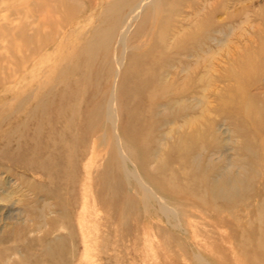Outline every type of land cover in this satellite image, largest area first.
<instances>
[{
	"label": "rangeland",
	"instance_id": "1",
	"mask_svg": "<svg viewBox=\"0 0 264 264\" xmlns=\"http://www.w3.org/2000/svg\"><path fill=\"white\" fill-rule=\"evenodd\" d=\"M152 1L0 0V264L34 262L41 258L45 243L59 238L71 252L76 246L84 264H252L256 259L250 236L263 228L256 219L260 199L255 196L248 206L230 214L221 205H207L182 194L189 190L182 183L184 161L171 151L190 131L211 125L221 143L231 144L225 149L230 159L244 156L239 150L247 141L255 146L264 139V50L259 52L264 0H162L157 8L150 5ZM161 31L159 57L174 74L165 80L189 82L190 110L180 109L176 124L160 130L166 139L156 158L142 155L150 173L164 163L159 175H154L171 180L161 194L163 199L147 193L137 179L140 169L123 155L121 168H130L138 188L133 193L116 183L114 212L96 182L106 169L110 139L103 137L102 128L83 142L81 115L87 106L105 105L108 99L127 103L130 113L136 112L135 98L127 97L136 87L131 81L138 72L135 60L155 54ZM200 48H209L212 54L197 59ZM248 54L254 64L252 73L245 65ZM182 67L188 71L182 72ZM143 81L142 76L138 82ZM237 94L242 102L225 112L219 99ZM27 95L29 101L20 110L17 102ZM46 101L71 107L75 101L77 115L54 121L55 106L44 113L37 107ZM162 104L154 109L164 112ZM246 105L259 112L260 135L242 121ZM143 107L148 116L153 106L145 102ZM174 111L164 113L168 117ZM126 118L118 116L112 136L120 149L124 146L121 124ZM191 118L192 123L184 126ZM231 120H240L239 134ZM173 125L176 130L170 131ZM210 131L205 133L207 139ZM34 144L32 154L28 148ZM67 153L73 156L68 177L40 168L41 162ZM22 156L24 160H18ZM252 192L263 189L254 187ZM123 202L130 209L122 217ZM81 238H96L97 243L77 247ZM162 241L169 244L170 254Z\"/></svg>",
	"mask_w": 264,
	"mask_h": 264
},
{
	"label": "bare ground",
	"instance_id": "2",
	"mask_svg": "<svg viewBox=\"0 0 264 264\" xmlns=\"http://www.w3.org/2000/svg\"><path fill=\"white\" fill-rule=\"evenodd\" d=\"M161 2L162 0H153L150 5H152V7L157 8L160 5H162ZM114 10L116 11V9ZM114 31L113 33H115ZM160 34L161 36L158 37L159 44L157 49L153 50L154 48H151L153 50V54L154 53L155 54L142 55L140 58H137L135 60L136 62L135 68L137 67L136 70H138V72L136 74L134 73V75L131 77V81L135 82L136 87L135 89L130 90L127 97L135 98L134 101L136 103L135 105L136 112L130 113L131 108L127 106V103L123 104L121 102L108 99L105 105H103V103L100 102L97 104H91L92 105L91 107L87 106V108L81 115L82 116L81 119H83L82 120L83 122L79 126L81 129H83L82 131L83 142L89 135L93 134L94 132L102 128L105 130L103 133V137L108 136V138L110 139L108 157L104 165V167L106 166V169L102 171V175H100V177L96 179V182H98V184L100 183L99 190L101 191V194H103L106 197L107 200L106 205L111 204L110 208L113 210L116 208V206L113 203L118 201V197L115 196L114 194L116 188L118 190L116 183L121 184V186L123 187L124 185H126L129 191L136 193L138 188L137 179L142 180L144 186L147 189V193L150 196L156 198H162V199L163 196H161V194L164 193L165 188L169 187V184L171 183L170 178L165 181L161 179L162 177L160 176L156 178L154 177L156 173H158L159 175V172H161V168L164 165L163 162L160 163V166L156 169L155 171L156 173L155 172L150 173L148 172L147 167L143 162L144 159L142 158V155H145V157L147 156V157L156 158L160 150V146L163 144V141H165L166 139V135L160 132V130L163 127L172 126L173 123L178 121L176 120L178 119L179 116L177 115V112L180 109L181 111L190 110L186 102L187 98H189L187 94V92L190 89L189 82L183 83L182 81V83H179L177 80H175V82L174 81L166 82L165 80V77H167L168 74L169 76H173L174 74L172 73L173 74L172 75L171 73L168 72L170 68L168 71L166 70V67L169 65L165 61L161 60V57H159L160 56L159 53L163 48V42L161 39L163 35V31H161ZM109 38L111 40V37ZM105 43L106 42H104V44ZM100 46L102 47V45ZM263 50H264V39L261 38L259 52L262 53ZM197 52L198 54L195 53V55L197 54L196 55L197 59L202 58L203 60L209 57L210 54H212L209 48H207V50L204 48H200L199 50H197ZM251 58L252 56L248 54L247 63H245V65L247 66L249 72L252 73L251 68L253 67L254 64ZM86 61L88 60H85V62ZM145 61H147L148 63L144 66H141L142 63H144ZM84 68H86V63ZM180 69L182 70V72L188 71L185 70V68L183 67ZM187 69L189 68L187 67ZM57 72L61 73V71H57ZM142 76L145 77L146 81L138 82L139 78ZM84 90H82V92ZM237 92L240 93L241 91L239 90ZM237 97L238 94L232 99L231 98L219 99V102L222 105L223 110L225 109V112L229 113L228 109L234 108L236 105H239L242 102L240 98L236 99ZM74 100L76 101V99ZM28 101H29V95H27V97L23 99L21 98L17 102L18 103L17 108L20 109L25 104V102ZM75 101L72 107L68 104H67L68 106H63L64 104L62 103L56 105V104H51L52 102L50 103L47 101L42 108H41L42 103H37V107H39V110L44 113V111L46 112L51 107L55 106L57 115L54 118V121L55 120L63 121L67 115H68L67 117L71 119H73L77 115L76 111L74 110V107H76ZM145 102L153 106V109L149 112L148 116L144 114L145 110L143 106ZM160 102H164V105L162 104L163 106L162 108L164 109V112H169V110H175L173 114L167 117L166 113L155 110L154 106L158 105ZM239 110H241V108ZM45 114L47 115V113ZM242 114L244 116L242 118L243 119L242 121L250 125V128H248L249 131H252V133L254 132L255 134L260 135L259 126L256 124L259 120L258 118L259 112L256 109H252V107H248L246 105L245 108L243 107ZM118 116H121V120L123 116L127 117L126 120L123 121V124H121V129H122L121 132L123 135V143H124L123 149L116 147V145L113 143L112 140V136L115 130V125ZM154 118L158 120L157 124L154 123ZM240 120L237 121L231 120V122L234 124V130L236 134L240 133V130L237 127L238 122ZM120 122L121 121H119V124ZM184 122H185L184 126L189 125L190 123H192V118L189 120H185ZM43 126L48 128L51 137L52 136L55 137L54 130L53 129L50 130L49 125L46 124ZM172 129L176 130L174 125L173 127H171L170 131H172ZM209 130H212V132L210 131L211 138L207 139L205 133ZM241 132H245L243 128H241ZM216 133L217 132L213 129V125L209 126L208 128H205L204 130L199 128L194 129L181 138L182 140L181 144L177 143L174 145V148L172 149L171 153H175L182 157L184 161V166H183L184 182L182 183H186L184 185H186L187 189L189 188L187 192H182V194L186 196H190L194 200L203 202L204 204L207 205H211V206H216L217 204L221 205L224 208H226V212L230 214H234L238 212L240 207L242 208L248 206L250 201H253L255 196L258 199H260L259 201L261 203L258 205L256 219L259 223L263 225V228L259 232H256L250 236V238H252L255 241V244L250 249L251 251L254 252V254H256L255 255L256 259L252 261V264H264V139H260L261 142L256 144L255 146H253L252 144L250 145L249 141H247V144H244V147L241 148V150H239L243 152L244 156L242 157L240 155L239 156L235 155L230 159V157L225 156L226 155L225 149H227L226 146L229 142L221 143ZM234 140H236V138ZM154 142L156 143V147L153 149L151 145ZM35 149L36 146L34 144L32 145V147L28 148V151L34 154ZM63 150L64 149H61L60 154H62ZM68 152L70 153L71 150H69ZM123 155H126L131 161H133L136 164V167L140 169L138 174L139 178L137 179L135 178L130 168L128 167L121 168L120 159L123 157ZM69 156L70 155H68L67 153V155H64V157L60 159H57V157H53L52 160L43 161L40 164V168L43 170V172L45 171L46 173H52L53 171H55L57 174L61 176L68 177L70 166L73 165L72 164L73 156L71 157ZM213 157H215L216 159L213 160ZM20 159L24 160V157L22 156V158L20 157L18 160ZM220 160L222 162L221 164L219 163ZM142 173H145L147 177L143 176ZM254 187L262 188L263 192L262 193L256 192L255 194H253L252 189ZM122 208H123L122 210V217H123L126 210L128 211V208L130 209V207L129 205L125 204V202H123ZM121 220H122V225L124 226L125 225L123 224L125 223V221H123L124 218H122ZM41 225L42 224L40 223L37 226H35L36 230H39L41 228ZM59 239L60 240L52 241L51 243L50 242L45 243L42 250L43 253L41 255V258H39L34 262H29L27 264H84V259H82L81 256L77 254L78 249L76 248V246L74 247L73 252H71L67 248V242H65L64 239L61 238ZM95 243H97L96 238L93 240H90L88 238H81L79 239V243L77 247L82 246L83 248L86 249V245L87 246L88 244L94 245ZM162 247L169 254L172 252L167 242L162 241ZM92 248L94 249V247ZM25 249H28V247ZM0 255H3V252L0 251ZM93 257L96 258L97 255L96 256L93 255ZM3 258L4 257H2L1 259L5 260ZM98 258H100L99 255Z\"/></svg>",
	"mask_w": 264,
	"mask_h": 264
}]
</instances>
